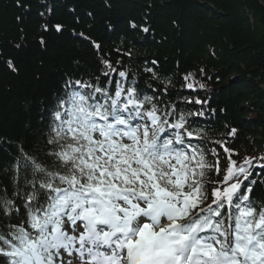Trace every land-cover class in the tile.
<instances>
[{"label": "snow or ice", "instance_id": "snow-or-ice-1", "mask_svg": "<svg viewBox=\"0 0 264 264\" xmlns=\"http://www.w3.org/2000/svg\"><path fill=\"white\" fill-rule=\"evenodd\" d=\"M15 6L10 43L23 56L32 5ZM154 6L125 15L121 0H103L112 15L99 24L68 7L69 24L39 0L31 43L47 53L67 35L92 59L74 56L39 101L30 143L0 137V264H264V150L200 96L206 67L168 75L141 53L137 36L156 39ZM0 64L20 75L19 58L0 51Z\"/></svg>", "mask_w": 264, "mask_h": 264}, {"label": "trees", "instance_id": "trees-1", "mask_svg": "<svg viewBox=\"0 0 264 264\" xmlns=\"http://www.w3.org/2000/svg\"><path fill=\"white\" fill-rule=\"evenodd\" d=\"M48 2L55 9L53 18L69 24L68 7L79 6L81 12L93 11L98 24L112 15L104 9L103 0ZM149 2L155 5L152 17L156 39L149 37L141 41L137 36L141 53L152 57L159 55L168 75L176 72L182 77L188 71H196L199 77L198 69L206 67L213 79L208 82L210 91H200V96L210 95L212 107L226 109L219 116L241 129V140L245 144L255 141L256 147L264 150V9L258 1L121 0V7L126 9L125 15L139 16ZM30 3L32 10L26 25L30 43L26 53L20 56L10 43L19 39L15 18L21 14L20 10L16 8L15 0H0V51L5 57L20 59L18 76L0 64V137L23 138L26 144L32 141L34 134L27 132L24 124L30 117L35 124L39 101L48 97L62 72L73 70L72 58L79 57L84 64L92 59L85 45L74 44L67 35L50 38L52 47L47 53L31 43L39 24V0H30ZM173 20L179 28L173 27ZM161 36H166L167 40H161ZM103 38L106 45H111L113 40L118 42L117 37L108 33H103ZM213 49L215 57L209 55ZM41 60L44 61L43 68L40 67ZM37 72L42 74L39 81L33 78ZM216 74L220 77L219 82ZM184 91L185 95L190 92ZM28 101L32 103L26 110Z\"/></svg>", "mask_w": 264, "mask_h": 264}, {"label": "water", "instance_id": "water-1", "mask_svg": "<svg viewBox=\"0 0 264 264\" xmlns=\"http://www.w3.org/2000/svg\"><path fill=\"white\" fill-rule=\"evenodd\" d=\"M257 1L260 4V6L264 9V3L262 2V0H257Z\"/></svg>", "mask_w": 264, "mask_h": 264}]
</instances>
